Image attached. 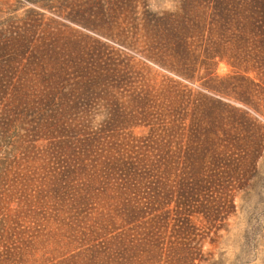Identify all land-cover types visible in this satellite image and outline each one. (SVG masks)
Returning <instances> with one entry per match:
<instances>
[{
  "label": "trees",
  "instance_id": "trees-1",
  "mask_svg": "<svg viewBox=\"0 0 264 264\" xmlns=\"http://www.w3.org/2000/svg\"><path fill=\"white\" fill-rule=\"evenodd\" d=\"M132 1L74 12L110 23ZM171 1L139 30L150 57L206 92L134 79L34 8L0 18V264L202 261L235 207L245 136L222 97L249 106L264 89V0Z\"/></svg>",
  "mask_w": 264,
  "mask_h": 264
},
{
  "label": "rangeland",
  "instance_id": "rangeland-1",
  "mask_svg": "<svg viewBox=\"0 0 264 264\" xmlns=\"http://www.w3.org/2000/svg\"><path fill=\"white\" fill-rule=\"evenodd\" d=\"M84 5L85 0H69V7L66 0H0V18L8 16L13 10L22 13L34 8L47 17L68 24L70 29L87 34L93 43L103 46L115 60L127 64L134 79L147 80L152 85L175 86L185 92H206L201 80L183 78L150 57L144 35L139 30L143 12L174 10V2H127L110 23L98 25H85L81 19L84 18L81 17L83 12H74ZM65 8H68L67 11ZM72 12L74 15H71ZM73 16L77 18L75 21L71 20ZM215 73L224 76L231 73V69L221 62ZM256 91L249 106L234 97H222L225 104L243 112V116H237L243 124L245 136L242 137L241 151L235 153L241 158L236 166V180L232 181L235 207L229 208L226 218L217 222V232L211 233L213 243L204 246L200 257L202 261L196 260L195 263L264 264V89L258 87Z\"/></svg>",
  "mask_w": 264,
  "mask_h": 264
}]
</instances>
